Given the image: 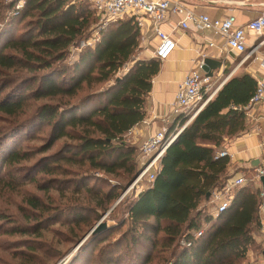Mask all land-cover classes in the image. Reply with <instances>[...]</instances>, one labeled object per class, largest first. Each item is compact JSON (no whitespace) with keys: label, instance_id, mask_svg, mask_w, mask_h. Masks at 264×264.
I'll list each match as a JSON object with an SVG mask.
<instances>
[{"label":"trees","instance_id":"16d2710c","mask_svg":"<svg viewBox=\"0 0 264 264\" xmlns=\"http://www.w3.org/2000/svg\"><path fill=\"white\" fill-rule=\"evenodd\" d=\"M19 1L23 4L15 9ZM76 1L0 0V114H20L24 101H51L0 132V163L8 166L5 186L15 191L13 171L31 156L17 149L2 156L3 151L24 131L48 128L39 154L57 143L58 147L27 169L31 175L51 177L40 185L44 190L49 186L61 196L69 193L61 211L71 224L97 219L120 192L114 186L95 191L93 172L122 171L129 180L135 177L138 150L127 145L125 136L146 118L150 82L160 65L153 58L136 56L139 32L131 19L98 30V39L67 62L68 49L86 40L96 22L91 2ZM98 86L78 97L81 90ZM255 89L256 81L248 75L223 82L167 147L153 181L125 206L126 218L118 223L126 226L125 231L116 241L102 245L97 258L111 253L113 247L123 248L127 256L122 245L126 240L125 245L134 250L148 244L150 250L159 246L163 254L168 251L165 264H241L251 248L262 257L258 186L246 181L232 188L228 206L217 215L211 203L212 194L221 191L228 179L227 157H214L227 140L245 131L244 107ZM187 119L175 117L168 130L181 128ZM27 204L36 207L34 200ZM205 205L211 210L206 211ZM111 230L99 231L90 243H98ZM148 255L129 257L128 264H144Z\"/></svg>","mask_w":264,"mask_h":264},{"label":"rangeland","instance_id":"374dc122","mask_svg":"<svg viewBox=\"0 0 264 264\" xmlns=\"http://www.w3.org/2000/svg\"><path fill=\"white\" fill-rule=\"evenodd\" d=\"M5 1L8 2L10 0ZM84 1H87L89 4L91 2V0ZM102 28L98 26L96 20V22L90 25L87 31V38L82 42L93 43L98 39V30ZM150 43L151 41L148 40V42H144L143 45L145 46L139 48L136 55L138 59H151L152 46ZM140 44L139 41V47ZM76 49L75 46L68 49L67 62L75 58ZM122 72L123 70L115 75H119ZM228 76L227 72L226 75L214 80V87H217ZM99 87L101 86L83 89L79 92L78 97L89 91H95ZM47 101L46 99L24 101L22 112L14 115V117H6L1 113L0 132L7 128L12 121H22L29 112L33 111L40 104L51 103V101ZM190 115H188V119ZM47 132L48 128L26 130L14 140V143H10L9 148L2 153V156H4L10 153L11 149L25 150V152L30 154L31 158L28 161L20 162L17 166L18 168L13 171L11 182V186L14 187L11 188L15 190L13 192H11L10 187L5 186L8 179L6 177L8 166L7 164L2 166L0 163V264H128L130 261L129 257L136 259L138 258L136 257L137 254L139 256L142 255L138 259L145 258L149 254L148 260L144 264L167 263L168 251L166 254H163L159 251V246L153 248L154 250H150L147 247L148 244L143 246L145 249L134 250L125 245L127 244V240L122 244L124 250L127 251V256L123 252V248L113 247L111 253H108L105 257L97 258V250L103 247L102 245L116 241L125 231L126 226H119L118 223L126 218L124 212L128 202L135 199L137 193L148 185L146 178H138L137 175L132 180H129L126 174L121 173L122 171H118L115 175H103L93 172L94 180L91 185L97 189L95 191H106L114 186L120 189L118 190L120 192L105 211L99 214L97 219H89L85 223L78 222L71 224L66 219L67 217L63 218L61 211V207L65 205V198L69 196V193L67 192L65 196H61L54 190H50L49 186H47V190H44L40 185H46V180H50L51 177L37 172H33L31 175L30 170L27 169L35 161L58 147L59 143L49 151L39 154L38 147L47 138ZM134 137L135 134L126 135L125 140L127 145L133 146L137 151L140 144L138 143V139L136 141ZM136 167L138 169L137 164ZM243 176L248 182L250 178L249 173H245ZM31 177L34 180L29 182L28 179ZM253 184L256 185L255 183ZM79 196L80 198L83 197V193ZM30 199L35 201V208H30L27 204V201ZM93 202H89L90 206H92ZM205 208L206 211L211 210V207L207 205H205ZM212 211L214 213V210ZM103 225L112 227L111 232L105 234L100 240L98 239V243H90L92 237L99 232L98 228ZM260 240L261 237H257V241L259 242ZM116 253L123 256L116 258L114 255ZM247 255H249V258L246 256L247 261L241 264L251 262L264 264V259L260 256L259 250L251 248Z\"/></svg>","mask_w":264,"mask_h":264},{"label":"built area","instance_id":"2783aa9c","mask_svg":"<svg viewBox=\"0 0 264 264\" xmlns=\"http://www.w3.org/2000/svg\"><path fill=\"white\" fill-rule=\"evenodd\" d=\"M22 4V1H19L16 8L19 9ZM91 8L98 26L101 27L118 20H133L138 29L140 40L145 37V34L151 35V39L155 40L151 58L159 62L166 60L176 47V43L170 35L160 29L163 24H169L171 32L182 33L192 30L198 34L208 32L220 37L223 40L222 46L215 47L218 55L222 53L244 54L246 52V35L251 34L258 38L264 34V11L259 12L243 26H235L233 15L211 19L208 15L197 12L194 6H188L185 0H91ZM262 42H258L257 46H260ZM88 45H90L89 42H81L76 51L78 52ZM205 46L207 48L214 47L213 43L209 41H205ZM199 56L200 59L196 66L179 83L171 108L174 118L186 117L191 114L190 118L177 130H168L166 126L154 130L143 138L138 147L136 156L138 169L147 163L138 178L145 177L147 184L153 181L154 174L159 168V160L167 147L224 82L219 83L217 87H214V84L211 85L210 78H206L201 71L202 60L206 57L203 53ZM253 109H257L264 117V84L261 81H256L255 92L244 107L245 112ZM140 124L145 125V120ZM131 133L132 130L126 135ZM260 151L258 166L251 171L249 182L255 183L259 188L258 215L261 225L264 226V185L262 187L260 184V179H264V137L260 144ZM225 157H227V153L222 150L214 158ZM245 182L246 180L242 176L227 179L221 191L212 194L211 203L214 205L215 215L224 211L228 206L231 189L239 187ZM196 235L199 236L200 232Z\"/></svg>","mask_w":264,"mask_h":264},{"label":"crops","instance_id":"0c3cea01","mask_svg":"<svg viewBox=\"0 0 264 264\" xmlns=\"http://www.w3.org/2000/svg\"><path fill=\"white\" fill-rule=\"evenodd\" d=\"M185 3L188 6H194L197 12L206 14L211 19L233 15L235 26H243L259 12L264 11L262 9L264 0H185ZM160 29L170 35L176 47L166 60L160 62L158 73L150 82V92L145 105L147 125L139 124L132 129L130 134H135L134 138L136 141L138 139L139 144L154 130L164 126L168 127L172 123L174 117L171 114V108L177 87L185 75L196 66L200 59L199 55L202 53L207 58L221 62L220 69L212 73L211 85L214 84V80L223 76L225 70H228L229 75L225 80L234 76L248 75L264 84V34L258 38L247 34L244 54L222 53L218 55L215 47H221L223 43L218 36L208 32L198 34L192 30L182 33L171 32L169 24L161 25ZM148 40L151 41V46H154L155 40L151 39V35L145 34L143 39L139 38L142 44L139 48L145 46L143 44ZM205 41L212 42L214 47L207 48ZM260 41H263L262 44L257 46ZM253 47L255 48L252 49ZM245 123V131L227 140L223 146L228 159V179L237 176L244 177L245 173L251 175V171L245 167L249 161L259 160L261 155L260 144L264 137V117L257 109L249 110L245 112ZM261 234L264 236V226L261 228ZM247 257L249 258V255Z\"/></svg>","mask_w":264,"mask_h":264},{"label":"water","instance_id":"95a60500","mask_svg":"<svg viewBox=\"0 0 264 264\" xmlns=\"http://www.w3.org/2000/svg\"><path fill=\"white\" fill-rule=\"evenodd\" d=\"M220 67H221V62H220V61L215 60V59H210V58H207V57H206V58H204V59L202 60L201 71L203 72V74H204V76H205L206 78H212V76H213L212 73H213L214 71H216V70H219ZM258 163H259V160H257V159L252 160V161H249L245 168H246L247 170L252 171V170H254V169L258 166ZM146 164H147V163H145V165H146ZM145 165H143L142 167H140V168L137 170L135 176H137V175L140 174V172H141L142 169L145 167ZM260 184H261V186L263 187V185H264V179H263V178L260 179ZM208 196H209V195L207 194V195H206V199H207ZM105 228H106V226L103 225V226H101V227L98 228V231H101V230H103V229H105ZM262 257H263V259H264V250L262 251Z\"/></svg>","mask_w":264,"mask_h":264}]
</instances>
